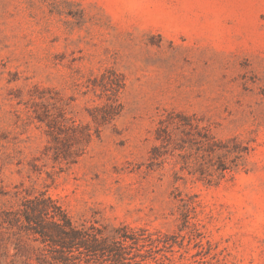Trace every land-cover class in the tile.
<instances>
[{"label": "rangeland", "instance_id": "374dc122", "mask_svg": "<svg viewBox=\"0 0 264 264\" xmlns=\"http://www.w3.org/2000/svg\"><path fill=\"white\" fill-rule=\"evenodd\" d=\"M163 127L250 152L209 185ZM40 193L128 264H264V0H0V208Z\"/></svg>", "mask_w": 264, "mask_h": 264}, {"label": "trees", "instance_id": "16d2710c", "mask_svg": "<svg viewBox=\"0 0 264 264\" xmlns=\"http://www.w3.org/2000/svg\"><path fill=\"white\" fill-rule=\"evenodd\" d=\"M168 129L161 128L166 135L161 146H175L172 153L186 150L201 164V179L209 185H218L237 171L250 152L236 141L212 138L206 146L200 141V149L191 153V148L172 140ZM138 243L127 228L108 234L103 227L77 225L46 193L24 198L17 208H0V264H128L129 249Z\"/></svg>", "mask_w": 264, "mask_h": 264}]
</instances>
